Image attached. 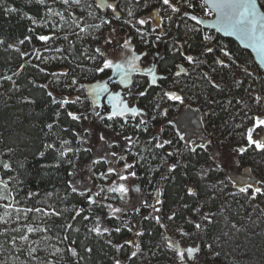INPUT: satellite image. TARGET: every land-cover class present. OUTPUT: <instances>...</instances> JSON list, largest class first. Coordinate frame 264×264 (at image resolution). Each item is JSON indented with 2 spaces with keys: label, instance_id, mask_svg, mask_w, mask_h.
<instances>
[{
  "label": "snow or ice",
  "instance_id": "1",
  "mask_svg": "<svg viewBox=\"0 0 264 264\" xmlns=\"http://www.w3.org/2000/svg\"><path fill=\"white\" fill-rule=\"evenodd\" d=\"M26 2L32 3L33 0H26ZM156 2L158 7L154 9L155 16L151 12L146 16L138 15L139 11L151 6L152 0H35V3L43 9L41 21L24 13V17L31 21L32 25L44 28L51 27V34H35V27H29L28 32L35 34V39L45 45L44 52H54L56 55L44 56L39 49L35 48L31 53L21 51L18 45H23L26 41L30 43L33 39L30 35L18 40L15 44L8 43L5 51L14 50L22 60L31 55L41 62L67 61L69 69L73 73L79 69L77 75L85 78L89 75L95 77L98 74H104L106 70H115L116 75L120 78L119 84L127 89L123 95L121 92L109 93L108 85L109 81L112 80L111 76H109L108 81H98L86 86L79 82L77 75H72L69 78V70L48 72L39 64H32L31 60H25L20 65V70L25 67H33L45 76L51 77L47 83L37 84L35 80H31L29 83L33 87L42 89L49 98L48 104L56 106L52 111L51 122L44 125L47 129L44 132L46 139L41 142V150L37 153L40 158H45L49 153L53 154L56 163L45 164L42 167H58L59 162L64 161L65 157L74 151L70 147L72 141L65 139L64 134L70 133L81 145L89 142L86 137L92 136L91 128H84L82 134L71 127L73 123L80 124L83 120H89V115L68 110L69 106L84 102L81 98V94L84 92H88L94 97L92 103L96 104L97 107H99L100 96L109 93L108 102L111 105V112L102 115L93 108L91 109V116L98 118L99 121H112L121 118L124 120V124L121 125L122 130L128 123L127 117L131 116L132 119L140 118L132 126L134 131L147 132L150 120H156L157 115L167 116L168 110L177 105H186L187 110L191 112L193 111L192 103L200 102L201 107L208 106L205 116L210 111L213 115L215 114L212 111V105L220 106L223 111L234 110L231 115L233 123L229 135L238 139L231 151L239 157H243L250 151L264 157V135H262L264 133V79H261L258 73L249 70L246 62L222 45L213 35L206 33L202 35L200 50L196 55L191 54L192 44L190 43L193 36L203 31L197 26L204 24V21L194 14V10L198 6L201 9L210 6L216 13V20L208 27L215 28L216 31L226 35H236L242 42H245V46L256 47L259 54L264 58V11H262L264 10V3H260L259 0H202L199 5H197L196 0H156ZM54 5H59L60 8L57 9ZM0 8H3L5 15L20 11L16 7L6 6L5 0H0ZM105 10H109L105 15L99 14ZM53 18L56 19L53 20ZM174 18L177 21L174 25L176 29L183 26V39L178 38L179 32L169 36ZM113 21L118 22L120 28L125 29L124 36L119 34L120 29L113 24ZM188 21H192L194 24L189 25ZM149 24H154V26L146 28L145 26ZM105 26L109 28V31L101 41L100 36L96 34ZM134 36L138 37L140 44L148 46L149 51L157 43H162L165 37H169L171 47L168 50L171 52L174 61L179 60L174 64L176 70L172 71L166 66L161 67L167 62L159 52L153 54L148 67L141 69L139 62L144 57H148L149 52H136L133 44ZM70 37L75 39H70ZM89 37L93 43H96V46L84 48L78 56L75 55L76 42H83ZM153 37L154 39L150 40ZM57 40L67 42V47L56 46L52 48L50 42L55 43ZM5 44L6 41L0 38V47ZM116 52L119 54L118 58H113V54ZM70 56L79 62L73 65L69 60ZM84 61L90 63L85 64ZM185 62L188 67L184 66ZM202 66H207L210 72L197 71ZM224 70L228 71L231 78L229 85L225 84L223 76L219 82L212 78V74ZM133 72L148 78L144 81L147 85L145 90L135 93L137 99L147 97L149 89L153 91L159 89L155 91L150 104L144 108L135 104L130 106L129 100L126 98L134 95L128 79L130 73ZM194 73L195 75H193ZM19 75V70L14 71L11 75H0V82H11L12 88L9 91L18 92L19 87L13 77ZM246 80L250 81L247 86H245ZM257 83H259L258 87ZM52 85L61 86L62 89H74L81 94L70 99L63 91L54 93L53 90H50ZM226 88L230 95L223 103L214 97L210 98L209 89L215 90L219 95L224 93ZM238 89H243V95H231ZM87 98L85 97V99ZM19 102L34 104L35 100L25 96L21 97ZM236 106L239 108L237 109ZM195 111L199 112L200 108H196ZM62 117L69 122L68 127L62 125ZM237 118H239L238 122ZM168 123L171 124L172 122L169 121ZM106 127H111V125H106ZM164 131L165 129L161 127L145 142H141L139 137L135 135L122 137L124 141L123 152L132 153L133 148L140 147V151L132 153L137 157L133 163L127 162L126 155L116 152L106 153L94 160L92 162L94 165L101 161L111 164L113 160L109 159L110 156L114 158L116 163L124 162L119 171L115 167H109L107 172L102 175L104 179L112 175L117 177V180H114L106 189L98 187L96 192H92L90 187H77L79 181L68 183V188L72 193L85 198L88 213L94 211L93 206L107 208L109 210L108 219L120 220L122 215H127L128 209L114 207L111 203L102 204L96 197H101L105 191L116 193L120 201L127 204L130 188L122 182L137 176L136 171H129V169H134L141 161L147 163L149 157L152 160L158 158L159 163L154 171L159 172L161 167L164 168L160 181L166 182L170 179L174 181V173L177 168L187 169L189 167L190 161L185 162L183 157L186 155L191 157L197 153L198 148L207 150V144L204 143L185 142L180 147L178 146L179 142L185 141V137L177 133L178 139L176 141L171 138L165 139L162 138ZM97 136L99 141L106 144L108 148L119 147L118 142H109L103 132L97 133ZM49 137L50 140L47 139ZM166 146H171L173 150L163 153L156 151L165 149ZM84 151H91V149L85 148ZM14 152L15 149L11 147L0 151V264H69L66 256L71 258V264H81L85 257L80 254L77 248L83 247V251L89 254V258L93 249L84 241H81L80 245H77L76 239H71V242L67 244L66 242L69 241V232H80V228L74 226L77 218L89 221L90 215L84 214L86 209L83 207L77 208L75 205L68 207L65 203L67 192L61 195L59 190H53L44 193L43 196L31 190L25 192L24 181L21 179L25 166L21 162H16L14 167L12 160ZM5 156L8 159H5ZM172 157H175L176 160L174 163H169V159ZM67 162L75 167L72 160ZM216 167L218 165L201 167L194 173L197 178L196 183L184 185L185 196L191 198L192 202H183L184 197H181L182 202L166 216L167 223L159 214L164 203L163 200L159 199V196L163 194L159 190H157L155 203H149L142 199L138 206H133L132 210L136 214L140 213L141 208L150 209L149 213L142 216L141 219L154 221L156 225L164 229L160 233L162 244H157L156 247H163L168 250L171 253L173 264H201L205 257L208 260H215L220 257L223 245L232 240L235 233L242 230L237 222L228 215L231 208L228 198L237 203H239L238 197L242 198L254 211L259 209L261 216H264V209L259 208L258 203H252L258 198L264 197V179L253 182L251 176L247 178L231 177L226 183L223 179L211 177L210 174L216 171ZM69 175L75 176L76 173L71 172ZM183 175L187 176L188 173L184 172ZM131 190L140 192L138 187H133ZM202 196L203 198H201ZM222 197L223 200L219 208L213 210L210 204L221 200ZM101 199L107 200L108 197L103 196ZM240 206L244 207L243 204ZM206 208L207 211H205ZM178 216L182 217L179 223H177ZM54 218H59L64 222L55 224ZM91 219L93 221L91 226L85 225L87 229L85 241L93 236L104 239L107 234L110 237L112 232H121L122 227H127V230L132 232L134 227L121 224L115 228H109L102 225L99 216H93ZM249 219H251V214H249ZM257 222L252 221L253 224ZM221 224L223 227L219 234L209 240L208 235L211 228ZM170 232L175 233L179 240L172 239ZM134 234L139 238L145 233L142 229H137ZM105 242L112 245L117 252L124 249L125 245L133 249L127 257V261L122 262L119 258H114L113 264H128L134 258L141 260L148 258L137 240H126L119 245L112 244L111 239ZM63 244H66V247L60 246ZM73 245L77 246L74 247ZM40 253H44V255L41 256ZM155 255L156 253L152 252V256Z\"/></svg>",
  "mask_w": 264,
  "mask_h": 264
},
{
  "label": "trees",
  "instance_id": "2",
  "mask_svg": "<svg viewBox=\"0 0 264 264\" xmlns=\"http://www.w3.org/2000/svg\"><path fill=\"white\" fill-rule=\"evenodd\" d=\"M259 2L264 3V0H259ZM196 3L199 5L202 3V0H196ZM156 4V0H152L151 5ZM5 5L16 7L20 11L5 15L3 8H0V38H3L6 41V44L0 47V75H11L14 71L18 70L20 71V75L13 77V79L16 81V85L19 87L18 92L9 91V89L12 88L11 82H0V85H2L0 86V151H3L8 147L15 149V152L12 156L14 167L16 162H21L25 166L23 174L21 175V179L24 181V191H35L40 193L41 196H43L44 193L53 190H59L61 195L67 192V200L65 203L68 207L75 205L77 208L83 207L86 209L84 214L90 215V220L83 221L81 218H77V221L74 222V226L80 228V232H69V241L66 242L67 244L71 242V239H76L77 245H80V242L84 241L89 247L93 249L89 258V254L83 251V247L77 248L80 254L85 257V259L81 261V264H113L114 258L127 261V257L130 255V252L133 249L125 245L124 249L117 252L116 249L112 247V245L107 244L105 241L111 239L112 244L114 245L123 244L126 240H129L132 235L135 236L134 233L137 229H142L145 233L142 237H135L141 244L144 253L148 258L143 260L134 258L132 261L128 262V264H173L171 253L163 247H156L157 244H162L160 233L163 232L164 229H161L155 224L154 221L141 219L142 216L149 213L150 209L141 208L140 213L136 214L132 210V207L128 209L127 215L121 216L120 220L108 219L107 217L109 210L107 208H96L93 206L94 211L92 213H88V205L85 202V198L79 196L76 193H72L70 188H68V183L70 181L73 183L79 181L80 183L77 184V187L80 188L91 186L90 179L89 181L88 179L87 181L84 179V183H81L83 179H81L80 172L83 171L88 176V173L90 172L87 168L88 165L93 168L92 172H104L106 164L105 162L101 161L95 165L92 163L94 160H96V158H98L95 152V143L88 142L87 144L81 145L76 142V139L70 133L64 134L65 139L72 141L70 147H72L74 151L69 153L68 156L65 157L64 161L59 162L58 167H42V165L45 164L56 163L53 154L51 153L47 154L45 158H40L37 155L38 151L41 150V142L46 139L44 132H46L47 129L44 127V125L51 122L53 118L52 111L56 106L49 105V98H47L46 93L42 89L33 87L29 81L35 80L37 84H43L49 82L51 77L45 76V74L40 73L37 68L33 67H25L23 70H20V65L24 63L25 60H31L32 56L30 55L28 57H24L22 60L19 54L14 50L8 49L5 51V48L8 43L15 44L18 42V40L30 35L33 37L30 43L26 41L25 44L18 45L21 51L31 53L33 48H35L39 49L43 55L47 53L44 52V48H41L40 46L42 42L35 39V34H40V28L32 25L31 21L24 17V13H27L28 15L35 17L38 21H41L43 9L40 5L35 3V0H33L32 3H27L26 0H5ZM54 7L60 6L54 5ZM199 9L201 8L198 6L195 10ZM142 10L145 11L139 13L138 15L143 16L148 12L147 8ZM106 13L107 10L101 12V15H105ZM176 22L177 21L174 19L173 27H175L174 25ZM113 24L116 26V21H113ZM188 24L191 25L194 24V22L188 21ZM29 27H35L36 33H29ZM145 27L151 28L149 25H146ZM197 27L201 28L203 31L200 34L193 36L192 40L190 41L192 44L191 54L193 55L198 54L200 50V41L202 39V35L205 34L206 29L203 25H198ZM171 31L172 33L179 32L180 35L178 38L183 39V26L180 29L173 28ZM212 35L216 37V39L227 49L239 56L242 61L246 62L249 70L258 73L259 77L264 79V71L255 64L253 56L249 51L242 49L234 40L220 36L214 30ZM166 38L167 37H165L162 43H157L154 47H152L151 51L159 52L161 56H164L167 63L166 65H161V67L166 66L172 71H175L176 69L174 64L175 62H179V60H173L172 54L168 50L171 47L170 41L169 38ZM151 39H154V37L150 38V40ZM145 47L148 48V46ZM69 60H71L70 57ZM31 62L32 64H39L40 67L45 68L48 72H52L51 69L41 65L40 61L36 60L35 58H33ZM209 63H211V61H209ZM72 64L75 65L74 63ZM184 66L188 67L186 62L184 63ZM201 70L210 72V69L207 66H202V68L198 69L197 71ZM106 75H108V70H106V73L104 74H98L96 79L102 80ZM193 75H195V73ZM221 76L224 77L225 84L229 85L231 78L228 75L227 70L218 72L217 74H212V78L218 82ZM144 81V79H141L136 82L138 91H144L147 87ZM79 82L84 84L81 80H79ZM248 83H250V81L246 80L245 86H247ZM258 86L259 83H257V87ZM50 90H53L54 93L63 91V93L68 96L73 95V91H75L68 90L65 92L64 90L57 89L55 85H52ZM158 90L159 89H156L155 91ZM155 91L149 89L147 97H141L137 99L135 103L138 105V107L144 108L146 105H149L152 97L155 95ZM209 92L211 93L210 98L214 97L221 103L226 101L230 95L227 91V88L225 89L224 93L219 95L215 90L209 89ZM231 95H243V89H238L231 93ZM25 96L35 100V103H20V98ZM85 97H88V92H85L84 97L82 98L84 101L82 104H76L74 106H69L68 108V110L78 113L83 112L90 117L89 120H83L80 124L73 123L71 127L74 128L75 131L81 132L83 134L84 128H91L92 136L90 138L86 137V139H91L92 137H98V130L101 128V124L103 123L111 125L114 128H121V125L124 124V120L121 118H116L112 121H99L98 118L91 116V109L97 108L91 102L89 97L87 99H85ZM191 107L200 108L206 127L211 132L221 135L223 146L225 148H231L236 144L238 138L229 135V132L231 131V124L233 123L231 120V115L233 114L234 110L223 111L220 106L212 105V111H214L215 114L213 115L210 111L208 112L207 116H205L204 114L208 109L207 105L201 107L200 102H196L192 103ZM236 108L238 109L239 106H236ZM139 119V117L132 119L131 116H128V123L123 129L127 131V134L138 136L141 142L147 141L153 134H155L160 123L166 126L162 136L163 138H171L174 141L178 139L176 135L178 132L174 125L167 122V116L157 115L156 120H150L149 130L147 132L138 130L134 131L132 126L136 124ZM238 120L239 118H237V122ZM61 123L65 127L69 126V122L63 119V117L61 119ZM122 137V135H119L118 138L121 139ZM47 139L50 140L51 138L49 137ZM184 143L185 141H180L178 146L182 147ZM85 148H90L91 151H84ZM137 150L140 151V147L139 149L137 148L136 151ZM171 150H173L171 146H166L165 149L156 151L163 153L165 151ZM144 154L147 155L146 153ZM4 158L8 159L7 156ZM182 159L185 162L190 161L189 167L187 169L177 168L174 173V181L171 179L166 182L160 181L161 173L164 172V168L161 167L159 172L154 171L159 163L158 158L156 160H152L149 157L147 163L141 161L136 167L137 183L141 188L140 192L144 196V200H147L149 203H155L157 190L163 193L160 195V199L163 200L164 203L161 206V213L159 214L162 215L165 223H167L166 216L170 214L173 209L177 208V206L182 202L181 197H184L183 202H192L191 198L185 196L184 185H194L196 183L197 178L195 177L194 173L199 170L201 165L210 163L212 161V156L208 149L202 150L198 148L196 154L192 155L191 157L186 155ZM238 159L243 167H250L252 169L258 180L264 179V157L259 154H254L250 151L243 157L238 156ZM68 160H72L75 167H73V164H69L67 162ZM175 160L176 158L172 157L169 159V163H174ZM85 170H87L88 173ZM71 172H75L76 175H69ZM184 172H187L188 175H183ZM210 175L213 179H221L224 177V174L219 171H215ZM201 198H203V196ZM238 199L239 203L232 200L231 198H228V202L231 205L228 215H230L233 220L237 222L238 226L241 227L242 230L235 233L232 240L223 245L220 257L216 258L215 260H208L207 257H205L204 260L201 261V264H205V262L206 264H264V216H261L259 209L254 211L253 208L249 204L245 203L242 198L238 197ZM222 200L223 197L221 200H217L210 204V207L213 210L218 209ZM252 203H258L259 208L264 209V197L258 198L257 201ZM241 204L244 205L243 208L240 206ZM207 210L208 209L206 208L205 211ZM249 214H251V219H249ZM93 216H99L101 218L102 225L109 228H115L121 224H126L128 227L134 226L133 231L129 232L127 227H122L121 232H112L110 237L107 236V234L105 235L104 239L93 236L91 239L85 241L84 237L87 235V229L85 225L91 226L93 222L91 217ZM181 219L182 217L178 216L177 223H179ZM54 221L55 224L64 222L59 218H54ZM252 221L258 222L253 224ZM222 227V224L212 227L209 231L208 239L212 240L216 234H219ZM170 235L172 239L179 240V237L175 233L170 232ZM66 244H64L65 247ZM77 245L73 246L76 247ZM152 252H155L156 255L152 256ZM66 258L69 264H71V258L67 256Z\"/></svg>",
  "mask_w": 264,
  "mask_h": 264
},
{
  "label": "rangeland",
  "instance_id": "3",
  "mask_svg": "<svg viewBox=\"0 0 264 264\" xmlns=\"http://www.w3.org/2000/svg\"><path fill=\"white\" fill-rule=\"evenodd\" d=\"M156 7H158V4L151 5L149 8H147L148 12L145 13V15H143V16H146L149 12H151L153 14V16H155L154 9ZM56 8L59 9L60 7H56ZM108 11L109 10H107V12ZM144 11L145 10H141L138 12V14L142 13ZM99 14L101 15V12ZM55 19L56 18H53V20H55ZM149 26L153 27L154 24H149ZM116 27H118L120 29L119 34L121 36H124L125 35V29L123 30V28H120L118 22H116ZM39 28H40V34H51V31H52L51 27H47V28L39 27ZM173 28H175V27H172V29ZM108 31H109V28L107 26H105L96 35H99L100 39L102 41L103 37L108 34ZM171 35H172V31L169 33V36H171ZM167 38H169V37H167ZM70 39L74 40L75 38L70 37ZM133 44L135 45L136 52L141 51L142 48H144L146 46V45L140 44L138 37H135V36L133 37ZM59 45H64V47H67V42H65L63 40H57V41H55V43L50 42V46L52 48L59 46ZM40 46H41V48L45 47V45L43 43ZM94 46H96V43L92 42L91 37H89L87 40H85L83 42L77 41L76 42L75 55L78 56L79 52L84 48L94 47ZM52 55H56V54L54 52H47L44 54V56H49V57ZM118 55H119L118 52L114 53L113 58H118ZM33 58L34 57L32 56L31 60ZM70 59H71V62L74 64L79 62L77 60L72 59L71 56H70ZM84 63L89 64L90 62L84 61ZM40 64L51 69V71L60 72L63 70H69V78L72 75H77V73H79V69L76 70V73H73L69 69L68 62L63 61V60L45 61V62L40 61ZM109 72H110V70H108V75H109ZM108 75H106L105 78ZM96 78H97V75L95 77H93L92 75H89L86 78L81 76V75H77V79L83 81V83L85 85L94 84L95 81L97 80ZM61 79L63 80L64 78L62 77ZM56 88L59 90H64L65 92L68 90H74V89H62L61 86H56ZM78 94H81V93H77L76 91H73V95L69 96V98L72 99ZM84 94H85V92L81 94V98L84 97ZM192 109H193V111L189 112L187 110L186 105H184V106L183 105H177V106L170 108L168 110V114H167V122H169V121L172 122L171 124L175 126V129L177 130V132L180 135H183L185 137V142L195 143V144H199V143L207 144V149L211 153L212 161L208 164L201 165L199 167V170L201 169V167H207L209 165H212V166L218 165V167H216V171H219L222 174H224V177H222L221 179L225 180L226 183L228 182V178H231V177L247 178L248 176H251L253 182L258 180L257 176L253 173V171L250 167H243L240 164L238 156L231 151L232 147L231 148H229V147L225 148L223 146V140H222L221 135L218 133L211 132L206 127L202 112L201 111L196 112L195 111L196 107H192ZM96 110H98V109H96ZM106 125H108V124H106V123L101 124V128L98 130V133L103 132L106 139L109 142L116 141L119 143V147L113 146L112 148H108L106 144L99 141L98 137H92L91 139H89V142L95 143L94 147H95L96 156L99 158V157L104 156L106 153L116 152L118 154L126 155L127 156V162L133 163L137 159V157H135L132 153L138 152V150L136 151V149L137 148L139 149V146L133 148L132 153L123 152L122 150L124 149V141L122 138L119 139L118 137H119V135L124 136V135H130V134H127L126 133L127 131H125L124 129L122 130L119 127H117V128H114L113 126L106 127ZM161 127L166 129V126L163 125L162 123H160L157 127V132L159 131V129ZM117 133H120V134L118 135ZM163 134H164V132H163ZM163 134H162V136H163ZM262 135H264V133H262ZM98 158H96V159H98ZM109 159H112L113 163H111V164L106 163L104 172H98V171H96V173L92 172L93 168L90 165H88V167H87L90 172L88 173V171L85 170L88 173V176L85 174V172H83V171L80 172L81 179H83V181H81V183H84V179H86V181L88 179V181H89V177H91L90 188L92 189V192H96L98 190V187H104L106 189L109 185L112 184V182L114 180H117V177L115 175L109 176L107 179L102 178V175L107 172V169L109 167H115L117 169V171H119L123 167V163H124L123 161H121L120 163H116L114 158H111L110 156H109ZM137 165H136V167H137ZM136 167L134 169H129V171L134 170L137 173ZM96 170H98V169H96ZM122 183H126V185H128L130 188V191L128 194V203L127 204H124L120 201L118 194L107 193L106 191L101 194V197L107 196L108 197L107 200H102L101 197H96V199L98 201H100L102 204L111 203L114 207H123L126 209H130L134 205L138 206L140 201L142 199L144 200V196L142 195L141 192L137 193V192L131 190L133 187H138L141 191V188L137 183V176L135 178L130 177L128 181L122 182ZM89 195H91V193H89ZM159 199H160V196H159ZM129 240H137V238L134 235H132V237ZM60 246L65 247L64 244L60 245ZM40 255L43 256L44 253H40ZM120 260L122 262L125 261V260L123 261L122 259H120Z\"/></svg>",
  "mask_w": 264,
  "mask_h": 264
},
{
  "label": "flooded vegetation",
  "instance_id": "4",
  "mask_svg": "<svg viewBox=\"0 0 264 264\" xmlns=\"http://www.w3.org/2000/svg\"><path fill=\"white\" fill-rule=\"evenodd\" d=\"M142 51H148L149 55L148 57H144L140 62L139 65L141 67V69L146 68L149 66V61L151 60V57L153 56L154 53L153 51H149V48L145 47L143 48L141 51H137V53L142 52ZM109 76L112 77V80L109 81V93H116V92H121V94L123 95L124 92L127 91V89H124L122 85L119 84V76L116 75L115 70H110L109 75L102 79V80H97L95 81V83H97L98 81H108ZM133 77H134V84L132 86V90L134 95L132 97H126L129 100L130 105L135 104L136 106H138L135 102L137 101V97L135 96V93L138 92L137 87H136V82L138 80L144 79L147 80L148 78L141 75L140 73H136L133 72ZM89 85V84H87ZM147 86V85H146ZM109 93H104L100 96L99 99V107H97L96 104H94V106L99 110L100 113H102L103 115H107L111 112V105L108 102V95ZM88 97L89 99L93 100V96L88 93Z\"/></svg>",
  "mask_w": 264,
  "mask_h": 264
},
{
  "label": "water",
  "instance_id": "5",
  "mask_svg": "<svg viewBox=\"0 0 264 264\" xmlns=\"http://www.w3.org/2000/svg\"><path fill=\"white\" fill-rule=\"evenodd\" d=\"M211 11H213L211 9L210 6H207ZM264 11V10H262ZM215 13V11H213ZM216 20V13H215V19L212 21V22H205L204 21V24H202L204 26V28H210L208 27V25L214 23V21ZM213 29L217 34H219L220 36L224 37V38H227V39H232L234 40L235 42H237L239 44V46L244 49V50H247L251 53V55L253 56V59H254V62L255 64L261 69L264 71V58H262V56L259 54L258 50L256 47H253L251 45H248V46H245V42H242L241 39L239 37H237L236 35H226L224 34L223 32H218L216 31L215 28H211ZM129 82L131 84V86H133L134 84V77H133V73H130L129 75Z\"/></svg>",
  "mask_w": 264,
  "mask_h": 264
},
{
  "label": "built area",
  "instance_id": "6",
  "mask_svg": "<svg viewBox=\"0 0 264 264\" xmlns=\"http://www.w3.org/2000/svg\"><path fill=\"white\" fill-rule=\"evenodd\" d=\"M188 10V9H185ZM194 14L198 15L200 19L206 22H212L215 19V13L211 11L208 7L204 9L194 10ZM205 33L212 35L213 29H205Z\"/></svg>",
  "mask_w": 264,
  "mask_h": 264
}]
</instances>
